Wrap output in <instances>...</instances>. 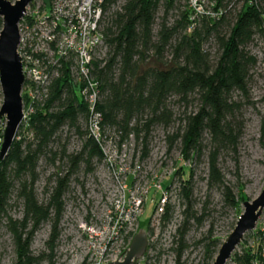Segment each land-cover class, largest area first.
I'll use <instances>...</instances> for the list:
<instances>
[{"label":"trees","instance_id":"obj_1","mask_svg":"<svg viewBox=\"0 0 264 264\" xmlns=\"http://www.w3.org/2000/svg\"><path fill=\"white\" fill-rule=\"evenodd\" d=\"M161 1L164 12L154 32ZM174 1L124 0L118 5L117 0H105L102 31L107 50L103 60L94 59L91 64V73L100 87L97 109L102 115V128L116 133L121 141L135 135L143 159L148 155L151 127L156 124L170 127L174 121L170 100L176 98L185 109L177 128L166 135L168 151L180 142L185 159L198 157L203 148V134L207 133L212 144L208 155L209 179L212 184L224 186L217 154L225 146L236 143L238 132H234L232 120L240 102L233 95L238 92L248 96L249 70L256 58L245 47L255 33L264 36V18L250 0H213L212 9L223 11L217 17L205 13L194 16L195 10L188 0L178 17L168 22ZM238 1L241 4L233 13L231 2ZM210 40L216 44L213 57L204 47ZM78 90L68 64L63 61L58 76L49 85L47 98L35 107L26 123L30 137H19L18 131L0 161V222L5 221L11 235L16 253L14 264H37L43 258L30 250L32 238L43 223L51 225L46 246L51 251L55 248L69 178L81 164L88 173L93 170V159H104L100 145L88 131V109ZM195 97L199 102L197 109L188 110ZM79 117L85 119L86 128L81 127ZM65 124L81 139L78 151L68 153L61 142L58 133ZM42 159L49 164L58 161L62 168L57 167L50 174L44 189L46 195L39 200L35 183ZM191 177L190 172L181 189L187 202L191 196ZM224 189L227 201L238 210L239 203L227 186ZM13 191L22 203L20 218L7 215ZM239 214L240 210L237 217ZM161 217L164 222L169 220V205ZM190 219L200 221L187 204L182 223L177 227L175 264H181ZM221 243L217 239L207 243L204 264H212ZM231 258L235 264H264V245L243 246L240 253L234 250Z\"/></svg>","mask_w":264,"mask_h":264},{"label":"rangeland","instance_id":"obj_2","mask_svg":"<svg viewBox=\"0 0 264 264\" xmlns=\"http://www.w3.org/2000/svg\"><path fill=\"white\" fill-rule=\"evenodd\" d=\"M14 2L15 0H10ZM124 0H117L120 5ZM212 0H202L205 10L211 8ZM188 0H175L174 7L169 11L168 22L178 17L181 10L187 7ZM34 0L32 6H36ZM234 13L241 1L232 3ZM164 12V4L160 2L156 13L153 31L157 29ZM213 57L216 44L213 40L204 46ZM256 55L255 65L250 68L248 96L243 97L235 92L233 98L240 102V107L232 120L234 132H238L236 143L225 146L217 154V167L222 175L224 186L212 184L209 179L208 155L212 150L210 136L203 134V148L198 157L185 159L180 142H176L168 151L167 133L179 125V117L185 109L176 98L170 100L174 113V121L170 127L156 124L151 127L148 139V155L141 158V145L135 135L120 140L116 133L109 131L112 143L107 144L103 151L106 160L119 164L120 156L125 154V162L131 169L138 170L137 190L151 185L154 176L162 178L161 185L167 191L166 201L161 204L150 202L154 190L150 189L144 211L138 221L124 222L122 211L129 200V192L122 188L114 171L109 169L105 159L92 160L93 170L86 173L84 164L69 178L68 189L64 194V210L59 222V237L55 248L51 251L46 246L51 225L43 223L35 232L30 250L33 255H43L37 264H106L121 259L125 255L132 237L138 228L147 232V248L142 257L133 264H175L177 227L183 220V209L190 204L195 216L200 221L190 219L184 236L185 248L180 258L181 264H204L206 245L212 239L222 242L233 229L237 212L243 210V201H251L261 192L264 185V36L255 33L252 41L245 47ZM27 97L23 96V108L28 109ZM199 105L196 97L189 104L188 110H196ZM31 116V115H30ZM81 127L86 128L85 119L79 117ZM5 120L0 121V136ZM19 137H30L27 126L23 123ZM58 135L64 142L68 153L78 151L81 139L74 129L65 124ZM123 144V145H122ZM61 170L60 162L55 164L39 162V178L35 183V192L39 200L45 197V186L50 174L56 168ZM64 160V171H65ZM184 167V169L182 168ZM130 170V169H129ZM186 171L183 173V171ZM191 172V196L187 202L182 194V183ZM118 176V175H117ZM52 182H50L51 184ZM229 188L231 196L239 203L236 210L226 199L224 187ZM154 199V198H153ZM124 205V207H123ZM166 205L170 206V218L162 221V213ZM7 215L12 218L22 216V203L13 191L7 207ZM264 245V209L253 230L244 234L235 251L240 253L243 246L255 247ZM125 250V251H124ZM124 251V252H123ZM123 252V253H122ZM119 256V257H118ZM16 253L11 235L0 222V264H14ZM225 264H235L232 258Z\"/></svg>","mask_w":264,"mask_h":264},{"label":"built area","instance_id":"obj_3","mask_svg":"<svg viewBox=\"0 0 264 264\" xmlns=\"http://www.w3.org/2000/svg\"><path fill=\"white\" fill-rule=\"evenodd\" d=\"M33 1L27 5L19 23L18 53L25 77L21 91L22 101L25 95L28 99V109L32 114L35 107L47 98L52 79L58 76L62 62H66L72 80L78 85L79 95L87 105L88 131L103 150L107 144L112 143V139L108 135L109 132L102 128V115L97 109L100 87L91 73V64L94 59L103 60L107 50L102 31L106 14L103 8L105 0H38L34 7ZM189 2L195 10L194 16L205 13L217 17L223 12L220 8L218 11L212 9L213 0L210 3L211 8L207 10L203 8L202 0ZM250 3L262 12L264 18V0H250ZM254 56L256 58V55ZM2 100L0 85V106ZM30 115L23 108L20 125L23 123L26 125ZM104 159L107 167L114 171L119 183L123 185L121 187L128 188L129 200L125 204L126 210L122 211L124 222L138 221L152 189L154 194L150 202L161 204L162 210L167 191L161 185V177L154 176L151 185L137 190L139 168L131 169L125 162L124 153L120 156L119 164L113 165L111 160H106V157Z\"/></svg>","mask_w":264,"mask_h":264},{"label":"water","instance_id":"obj_4","mask_svg":"<svg viewBox=\"0 0 264 264\" xmlns=\"http://www.w3.org/2000/svg\"><path fill=\"white\" fill-rule=\"evenodd\" d=\"M32 0H0V85L3 100L0 106V121L5 120L0 144V161L3 160L16 136L17 129L23 118L22 87L24 73L21 57L18 53L20 39L19 23L23 18L27 5ZM243 210L238 215L231 232L222 241L212 264H225L240 244L244 234L255 228L264 209V185L259 195L251 201H243ZM147 248V232L138 228L126 248L121 259L106 264H133L143 256ZM123 251V252H124ZM122 252V253H123ZM119 257V256H118Z\"/></svg>","mask_w":264,"mask_h":264}]
</instances>
